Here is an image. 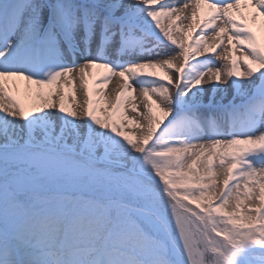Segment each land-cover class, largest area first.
Wrapping results in <instances>:
<instances>
[{"label":"snow or ice","instance_id":"obj_1","mask_svg":"<svg viewBox=\"0 0 264 264\" xmlns=\"http://www.w3.org/2000/svg\"><path fill=\"white\" fill-rule=\"evenodd\" d=\"M0 264H264V0H0Z\"/></svg>","mask_w":264,"mask_h":264},{"label":"bare ground","instance_id":"obj_2","mask_svg":"<svg viewBox=\"0 0 264 264\" xmlns=\"http://www.w3.org/2000/svg\"><path fill=\"white\" fill-rule=\"evenodd\" d=\"M168 20H165L164 23L167 25L168 24ZM184 24H186L187 22L184 21L183 22ZM254 30H256L254 28ZM175 31V30H174ZM175 35L179 38V39H186L187 36L191 35V31L190 29H185L184 32H180V31H175ZM238 55V53H237ZM106 70L105 69H102V68H95V69H92L91 70V74L89 75V88L90 89H94L96 87H98V85L94 84L93 83V80L98 76V75H101L105 72ZM161 75H163V73H161ZM119 80V77L117 76H113L112 77V80L109 82V84L107 85V92H108V95L109 97L111 98L112 102L115 101V91H116V84H117V81ZM22 90H23V84H21V98H22ZM76 95L78 97V100L82 103L83 102V94L80 90L79 87L76 88ZM96 96H97V93L93 92V100L96 99ZM106 103V101H101L100 102V105H98L97 107L98 108H101L102 105H104ZM97 114H102V108H101V111H98ZM128 115L129 116H132L133 113L129 110L128 111ZM126 131H129V132H132V131H135V128L134 127H128L125 129Z\"/></svg>","mask_w":264,"mask_h":264},{"label":"rangeland","instance_id":"obj_3","mask_svg":"<svg viewBox=\"0 0 264 264\" xmlns=\"http://www.w3.org/2000/svg\"><path fill=\"white\" fill-rule=\"evenodd\" d=\"M239 54V53H238Z\"/></svg>","mask_w":264,"mask_h":264}]
</instances>
